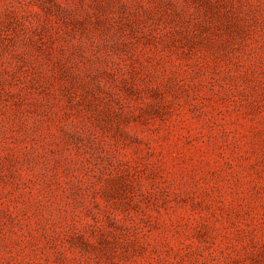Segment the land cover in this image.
I'll return each mask as SVG.
<instances>
[{
	"label": "rangeland",
	"instance_id": "1",
	"mask_svg": "<svg viewBox=\"0 0 264 264\" xmlns=\"http://www.w3.org/2000/svg\"><path fill=\"white\" fill-rule=\"evenodd\" d=\"M0 264H264V0H0Z\"/></svg>",
	"mask_w": 264,
	"mask_h": 264
}]
</instances>
